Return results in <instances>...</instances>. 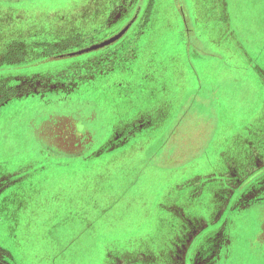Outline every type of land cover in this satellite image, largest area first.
I'll use <instances>...</instances> for the list:
<instances>
[{"label": "rangeland", "instance_id": "374dc122", "mask_svg": "<svg viewBox=\"0 0 264 264\" xmlns=\"http://www.w3.org/2000/svg\"><path fill=\"white\" fill-rule=\"evenodd\" d=\"M151 1L133 73L69 97L20 98L55 89L39 74L72 60H50L92 44L82 38L63 52L45 41L77 28L90 35L88 13L105 5V28L120 22L103 35L115 34L143 4L131 35ZM25 14L35 32H11V18ZM187 25L198 52L184 42ZM16 88L21 96L0 108V263L170 264L176 240L204 232L192 264H264V0H0V101ZM68 113L89 122L91 139L76 145L88 152L57 160L49 149L61 145ZM139 119L153 128L125 129ZM165 125L179 127L171 142ZM185 251L178 246L174 264Z\"/></svg>", "mask_w": 264, "mask_h": 264}, {"label": "crops", "instance_id": "0c3cea01", "mask_svg": "<svg viewBox=\"0 0 264 264\" xmlns=\"http://www.w3.org/2000/svg\"><path fill=\"white\" fill-rule=\"evenodd\" d=\"M154 3H155V1L150 2V4H149L150 6L148 5L150 7V11H149L148 16L144 19V15H143L141 22L138 26V29L133 34L128 35L129 32L134 27V25L139 21L141 16L139 17V19H136V21L132 24L130 29L126 32V34L123 37H121L118 41H116L115 43H113V44H111L105 48H102V49H99L97 51H93V52H90L87 54H83L80 56H75V57H70V58H60V56H62V55H67V54L79 51V50H77V51L73 50V52H69L67 54H61V55L55 57L53 60H50V61H54V60L69 59L72 61L69 64V66H67L65 69L57 71L55 74H45V75L39 74L40 78L46 79L45 86L48 87L49 89H51V87H52L51 83L56 81L55 89H53V90L47 89L48 92L41 91L42 92L41 94H38L40 92L32 93V94L30 93L29 95H27L25 97L40 96L44 99L46 98L47 95H51V96L56 95L57 97L59 95H62L63 97H69L71 94H73L74 92L79 90L83 85H87V84H90L92 82H95V81H97V79L106 78L112 74H115L116 72H118V73H126V72L127 73H133L132 65L134 66V64H136V62L139 58V42L141 41V38L146 33L145 30H146L147 25L149 24V22L151 20L152 13L154 10V5H155ZM93 12L94 11H91V13H88V16H89L88 18H90L89 24H96L93 27H91V29H89L88 33L92 32V33H90V35H87L86 32H83V31L79 30V28H77L75 31L72 32L73 34L71 33L72 35H67V37L63 36L59 42L45 41V43L55 44V43H60L62 41L64 42V41L68 40L71 42V43H69L68 47H72V46H75V43H77L82 38L83 39H90L89 42H91L92 44L88 43L87 45H89V46L97 44L95 42L96 39L105 40V38L111 34L103 35V33H105L106 31H112V29H114V26L117 25L120 21L116 22L113 26H110L109 28H105L106 25L108 24V22L110 21V18L112 17V6L111 5H108V6L105 5V9L102 10L101 13H99V14L95 15V14H93ZM77 19H80V16H78ZM225 20L227 21V19L224 16V20H223L224 23H225ZM33 23H36V22H34L32 15H26V14L25 15H17V17L15 16V17L11 18L9 29L11 32H14L11 30V28L17 29V27H19L18 31H16V32L23 33L22 35H24L25 33L27 35H30V34L35 32L33 29L34 28ZM22 29H24L23 32H21ZM188 30H190L191 32H188ZM193 33H194V30L187 25L186 30L184 32V38H185L184 42L187 45V48L189 51L196 50V52H198V50H200V49H197L194 46V42L198 46H201L203 43L200 39L194 38ZM102 35H103V37H100ZM97 37H99L100 39ZM190 37H191V41H190ZM18 41H21V40H18ZM42 42H44V41H42ZM98 43H100V42H98ZM83 56H84V58L79 59ZM43 62L44 61H41L40 63H43ZM32 66H36V65L33 64ZM53 78H55V80H53ZM64 83H67V85H64ZM25 97H20V98H25ZM7 103H5V104H7ZM60 108H62V107L60 106ZM94 117L96 118V115H91L88 117L87 120H92ZM60 119H62L61 121H65V119H66L68 121V125L66 126L65 131L62 132V134H64V136L62 135V137L64 139L61 138V140L63 139V141L61 142V145L59 143V140H60L59 139L58 145H56V147H54L55 149H53V148L49 149L52 153V156L55 157V159H57V158L58 159H79V158L81 159V157H82L81 155L83 153L88 152V150L84 151V150L80 149L79 147L77 148L76 147V145H78L77 139H78V137L80 139H86V138H87V140L91 139V133L87 129V124L89 122L88 121L85 122V120H83L81 116L77 115V113L73 114V115L70 113H68V115L65 114V115L61 116ZM146 122H147V119L135 120L132 123H130L128 126H126L125 129L132 127V126L133 127H135V126L141 127V125H145V126H149V127L153 128L152 127L153 125L151 126V123L146 124ZM84 123H85V125H84ZM159 126L160 125H158V127ZM165 126L166 127L162 128L163 130L161 131L162 133L165 132L163 137H166V135L168 134V130H170V129H173V130L178 132L179 127H177V126H175V127L173 125H171V126L165 125ZM56 131H57V129H56ZM81 133H85L84 137H82V138L80 137V135H82ZM117 136L124 137L125 135L121 134V135H116L115 137H117ZM137 136L133 137L132 139H135ZM161 136H162V134H161ZM175 136H176V134H175ZM174 137L169 138L170 142L174 140ZM118 139H119V137L116 138L114 141H118ZM132 139H130V140H132ZM130 140H128V142ZM121 146L113 147L112 149L119 148ZM91 154H92V152L90 154H88L86 156V158L88 156H91ZM102 154H103V152H101L99 154L96 153L93 156H99ZM50 157H51V155H50ZM52 159H54V158H52ZM42 163L44 165V161ZM196 179L197 180H195V181H194V179L190 180V186L191 187H193L195 185H196V187L199 186L202 178L201 179L196 178ZM193 184H195V185H193ZM233 188L240 190L239 185H238V187L235 188V186H234ZM173 210H175L177 212V216H178L179 222H180V228H183V229L178 230L180 232L179 236L183 237L184 234L182 232H183V230H185V227H187L186 226L187 220L184 217V214H183V211L181 210V208H179L177 206V207L173 208ZM207 233L208 232H206L205 234H207ZM198 235H200V236H198L194 240H189L185 237L183 239L176 240L173 243L172 248H171V252H170L171 253L170 264H174L175 254H176V251H177L179 245H186V248H187V251H185V253H184L185 254L184 262L182 263V261H180V264H192L193 263V253L195 252V250L198 248L199 245L201 248L205 243H207L209 241V239L206 242H203L200 240L204 237V232L203 233L200 232V233H198ZM175 238H174V240H175ZM5 256H6V254H5ZM136 256H137L138 261H141L144 257V255L141 253H137ZM120 258H122V257H120ZM124 262H125V260H124ZM0 264H2V263H0ZM7 264H9V263H7Z\"/></svg>", "mask_w": 264, "mask_h": 264}, {"label": "water", "instance_id": "95a60500", "mask_svg": "<svg viewBox=\"0 0 264 264\" xmlns=\"http://www.w3.org/2000/svg\"><path fill=\"white\" fill-rule=\"evenodd\" d=\"M138 17V14L136 15V17L127 25L125 26L119 33H117L116 35L100 42V43H97L95 45H92V46H89L87 48H84V49H81L77 52H73V53H70V54H67V55H62L60 56V58H70V57H75V56H80V55H83V54H87V53H90V52H93V51H97L99 49H102V48H105L113 43H115L116 41H118L121 37H123L126 32L130 29V27L132 26V24L136 21Z\"/></svg>", "mask_w": 264, "mask_h": 264}, {"label": "trees", "instance_id": "16d2710c", "mask_svg": "<svg viewBox=\"0 0 264 264\" xmlns=\"http://www.w3.org/2000/svg\"><path fill=\"white\" fill-rule=\"evenodd\" d=\"M69 43H71L70 41H62L60 43H56V44H53V45H50L51 47L47 46L46 47H49V48H52V49H55L57 51H62L64 52V50H66V48L68 47ZM42 80H46V79H42ZM18 90V91H17ZM38 94H41L38 93ZM5 97L3 99H1L0 101V107H2L5 103H7L9 100L11 99H15V98H19L21 95H20V92H19V88H16L15 90L12 91V89L7 93V94H4ZM23 95V94H22ZM26 95L22 96V97H25ZM3 256L5 257V253L4 252H0V257ZM2 258V257H1Z\"/></svg>", "mask_w": 264, "mask_h": 264}, {"label": "flooded vegetation", "instance_id": "af4514ba", "mask_svg": "<svg viewBox=\"0 0 264 264\" xmlns=\"http://www.w3.org/2000/svg\"><path fill=\"white\" fill-rule=\"evenodd\" d=\"M179 2H181V0H179ZM183 5H180L179 4V8H180V10L183 12V16L185 17V21L188 23V16L186 15V13L183 11V7H182ZM143 9H144V6H143V4L142 5H140L139 6V10L137 11V14H138V17H137V19H139V17L141 16V14L143 13ZM136 14V15H137ZM189 26V25H188ZM188 32H191L190 30H188ZM116 33H118V32H116ZM116 33H115V35H116ZM114 34H111V36H113ZM110 35L109 36H107L105 39H107L108 37H111ZM190 41H191V37H190ZM194 46L197 48V49H200V47L194 42ZM177 133V131H175V130H173V129H170V130H168V134H167V136L169 137H174L175 136V134ZM82 135H80V137L82 138V137H84V135H85V133H81ZM68 135V134H67Z\"/></svg>", "mask_w": 264, "mask_h": 264}]
</instances>
